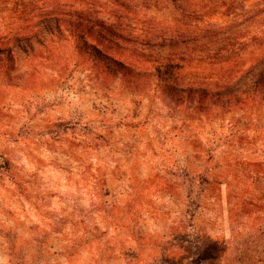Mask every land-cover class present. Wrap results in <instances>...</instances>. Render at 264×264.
<instances>
[{
    "label": "rangeland",
    "instance_id": "1",
    "mask_svg": "<svg viewBox=\"0 0 264 264\" xmlns=\"http://www.w3.org/2000/svg\"><path fill=\"white\" fill-rule=\"evenodd\" d=\"M75 12L110 57L42 27ZM0 48V264H264V95L186 93L264 55V0H0Z\"/></svg>",
    "mask_w": 264,
    "mask_h": 264
},
{
    "label": "trees",
    "instance_id": "2",
    "mask_svg": "<svg viewBox=\"0 0 264 264\" xmlns=\"http://www.w3.org/2000/svg\"><path fill=\"white\" fill-rule=\"evenodd\" d=\"M40 21L41 24H43L42 27L46 31V33L51 34L55 32V30H57L58 34H63L65 31H69L71 32L73 38L80 43L77 46L79 47V49L81 44H83L85 47L90 46V48L94 52L101 54V56H106V57H110L109 53L99 48L95 42L94 43L90 42L91 41L90 39H92V41L93 40L102 41L100 39V35H106L105 33L108 32L114 36L119 35L115 31L113 30L110 31L109 28L105 27L104 22H101L100 19L93 18V16L91 15L90 16L83 15V13L81 12L67 13V14L47 13V15L42 17ZM64 27H66V29ZM124 39H129V38H124ZM33 40L43 45L45 44L44 38L38 32L34 34L33 37L20 36V35L16 36L14 44L17 50L28 54L30 53V51H32V49H34ZM153 48L154 46L149 44L147 46V49H144V52L142 49L139 50L138 52H140V55H142L144 58H146L148 61L152 63L155 69L156 79L162 81L165 79L167 75L171 74L170 71L176 65V63L173 62V60H170V57H168L167 60H164L161 56L153 55ZM148 51H150L149 54H147ZM13 55H14V51L12 48H7V49L0 48V60L3 57H4L3 59L9 58L13 60L14 59ZM186 93H188V95L192 97H195V94L200 93L202 96L205 95V97L203 98L209 97L211 99L214 96H218V99H222L223 94H226L228 95L226 102L220 104L223 107H225L224 105L231 104L233 101H237L243 104L248 100L251 103L256 104L258 108H260L261 107L260 103H262L261 97L264 95V55L259 57L254 62V64H252V66L248 68L239 77L237 81L225 85L222 91L220 92L206 91L200 88L191 87L188 89ZM178 166L180 172L179 176L194 183L196 175H193L189 171V167L180 163L178 164ZM197 177L203 180V185H204V181L208 183V178H206V176L201 174L200 176L198 175ZM203 192L204 189L201 188V190L199 191V196L195 200H192L190 205H195L196 207H199L201 195Z\"/></svg>",
    "mask_w": 264,
    "mask_h": 264
}]
</instances>
